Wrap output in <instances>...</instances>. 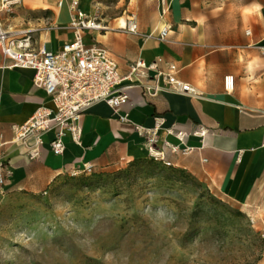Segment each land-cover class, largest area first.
<instances>
[{"label":"crops","instance_id":"obj_1","mask_svg":"<svg viewBox=\"0 0 264 264\" xmlns=\"http://www.w3.org/2000/svg\"><path fill=\"white\" fill-rule=\"evenodd\" d=\"M71 1L23 0L13 16L1 13L0 20L14 36H29L34 50L58 52L72 40ZM166 2V14L152 0H80V8L107 27L93 33L92 40L115 59L121 73L138 60L163 58L174 62L177 78L200 95L163 92L149 99L133 90L131 101L118 112L96 104L81 120V143L67 138L60 156L51 151L50 137L35 159L15 142L12 127L25 124L47 99L34 85L35 72L10 67L0 51V134L5 142L0 154L12 170L4 192L37 194L85 164L97 168L147 159L135 128L151 127L155 116H164L165 127L177 126L190 135L200 126L210 131L203 140L190 136V155L168 154L172 167L244 204L259 197L264 189V0ZM132 15L138 34L124 29ZM165 26L170 30L164 41L160 31ZM227 76L233 77L231 91L225 88Z\"/></svg>","mask_w":264,"mask_h":264},{"label":"rangeland","instance_id":"obj_2","mask_svg":"<svg viewBox=\"0 0 264 264\" xmlns=\"http://www.w3.org/2000/svg\"><path fill=\"white\" fill-rule=\"evenodd\" d=\"M0 264H264V189L244 204L149 159L0 188Z\"/></svg>","mask_w":264,"mask_h":264},{"label":"built area","instance_id":"obj_3","mask_svg":"<svg viewBox=\"0 0 264 264\" xmlns=\"http://www.w3.org/2000/svg\"><path fill=\"white\" fill-rule=\"evenodd\" d=\"M152 1L161 5L163 14L168 12L166 0ZM21 2L0 0V14H13ZM69 9L72 40L58 52L34 50L29 36H14L4 29L0 20V51L10 60V67L35 72L34 85L44 91L47 99L25 124L12 127L15 142L28 149L30 158L39 157L40 148L48 137L50 149L56 156L64 153L67 138L76 144L81 143V120L90 108L103 103L118 112L131 101L133 90L140 91L149 99L163 92L192 97L200 95L194 87L177 78V65L163 58L152 63L138 60L125 73H121L115 59L92 40L93 33L106 31L107 27L98 17L88 16L80 8V0H72ZM124 29L130 34H138L135 15L127 20ZM169 30L170 26L162 28L161 40H166ZM225 88L233 90L232 76L225 78ZM165 125L164 116H155L153 126L138 125L135 130L142 138L147 159L166 167H172L168 154L188 156L193 152L194 148L187 143L190 136L203 140L210 133L203 126L190 135L177 126ZM163 131L166 134L164 138ZM4 144L0 134V149ZM93 171V165L85 164L82 168L70 171V174L77 177ZM11 177L12 170L0 154V188H4Z\"/></svg>","mask_w":264,"mask_h":264},{"label":"trees","instance_id":"obj_4","mask_svg":"<svg viewBox=\"0 0 264 264\" xmlns=\"http://www.w3.org/2000/svg\"><path fill=\"white\" fill-rule=\"evenodd\" d=\"M149 160H150V159H149ZM150 161L155 162V161H153V160H150Z\"/></svg>","mask_w":264,"mask_h":264}]
</instances>
